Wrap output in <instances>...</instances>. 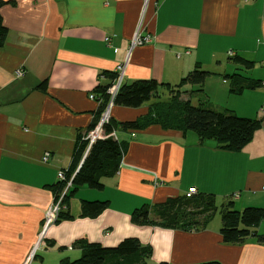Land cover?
I'll return each instance as SVG.
<instances>
[{
  "label": "crops",
  "instance_id": "0c3cea01",
  "mask_svg": "<svg viewBox=\"0 0 264 264\" xmlns=\"http://www.w3.org/2000/svg\"><path fill=\"white\" fill-rule=\"evenodd\" d=\"M6 1L0 6L8 28L0 47V264H25L54 201L51 186L59 181L58 171L76 172L79 140L103 114L100 89L128 55L142 0ZM144 23L153 40L131 51L123 83L155 79L159 85L138 107L110 108L125 148L119 169L102 179V189L78 187L67 204L71 217L47 229L27 264L76 259L81 250L72 243L80 238L113 246L129 236L151 246L148 264H264V244L253 236L225 244L219 225L166 228L151 213L153 223L131 220L135 208H151L189 187L212 193L215 200L231 199L238 210L264 208V85L234 94L223 77L237 72L264 81V0H151ZM237 55L252 67L234 62ZM196 63L213 74L202 92L184 85L183 98L261 120L240 151L220 149L192 130L122 126L144 119L152 104L167 100L165 84L178 83ZM45 153L47 162L41 160ZM82 199L108 200V206L96 216L83 215Z\"/></svg>",
  "mask_w": 264,
  "mask_h": 264
},
{
  "label": "trees",
  "instance_id": "16d2710c",
  "mask_svg": "<svg viewBox=\"0 0 264 264\" xmlns=\"http://www.w3.org/2000/svg\"><path fill=\"white\" fill-rule=\"evenodd\" d=\"M9 1L0 0V6ZM7 26L3 23L0 14V47L3 45ZM231 59L251 68L253 62L240 56H233ZM213 74L196 63L180 81L174 85L165 84L169 88V97L165 101H158L152 104L148 114L142 120H132L122 123L124 128L140 129L148 124H158L166 129H178L182 131L192 130L196 132L201 140L213 139L217 142L218 148L237 152L240 151L253 138L256 130L261 127V120L239 116L227 108L217 109L211 106L208 101H199L196 104L190 99L182 97L181 88L189 84L196 86L189 92H202L206 78ZM114 75V72H113ZM112 75V77H114ZM225 79L230 80V92L240 94L244 89H252L263 85L264 81L252 79L241 73L224 74ZM159 83L155 79L135 80L129 84L123 83L114 98V104L138 107L148 101L156 91ZM102 87L101 97L103 107L107 101L106 89ZM91 125L87 131L92 129ZM114 131V124H103L104 135L97 138L90 145L83 157L87 141L84 138L79 140L77 155L81 163L74 173L71 186L63 197L66 205L70 196L80 185H86L93 189H102V179L112 177L119 169L122 156L125 152L124 145L109 134ZM73 174L72 171L65 172L66 179ZM65 181H58L51 190L54 199L59 196ZM108 206V200H81V211L83 215L96 216ZM61 210L57 221L61 218L71 217L67 210ZM218 209L214 194L196 192L191 197L178 195L170 197L163 202L155 203L149 208L142 205L135 208L131 213V220L136 224L153 223L150 213L156 218L157 224L166 228L194 231L204 229L208 226L214 213ZM220 227L219 233L222 243H242L248 237H255L257 242L264 244V231L258 232L257 227L264 219V208L260 206H245L238 210L234 208L233 201L226 199L219 205ZM72 246L81 250L78 258L69 260L63 259L60 264H148L147 260L152 255L150 245L143 244L134 236L125 237L113 246H105L99 242L88 241L80 238L72 243ZM157 264H173L168 261H160ZM192 264H222L218 261H206Z\"/></svg>",
  "mask_w": 264,
  "mask_h": 264
},
{
  "label": "built area",
  "instance_id": "2783aa9c",
  "mask_svg": "<svg viewBox=\"0 0 264 264\" xmlns=\"http://www.w3.org/2000/svg\"><path fill=\"white\" fill-rule=\"evenodd\" d=\"M150 1L151 0H142V9H141L140 17H139L138 22L136 24L134 33H133V35L129 41L128 55L123 62L118 63L115 66L114 78L107 87L106 91H107L108 97H107V101H106V105H105L103 114H102L99 122L92 129L87 131L86 132L87 135L85 137H83L87 141V146L85 148L83 157L87 153V151H88L90 145L93 143V141L97 138L103 137V135H104L103 124L110 122V118H109L110 117V108H111L112 104L114 103V98H115L116 94L118 93L120 87L123 84L125 69H126V66H127L128 60H129V54L131 53V51L136 46L150 43L153 40V36L148 31H146L145 23H144L145 11H146ZM246 1H248V0H246ZM105 41L108 42L109 37H105ZM229 55H232V53L229 52ZM263 65H264V63H263ZM16 74L21 75L22 72L17 71ZM263 85H264V83H263ZM93 97H94V95L90 94V98H93ZM109 135L114 137L115 139H117L114 131H112ZM48 158H49L48 153H45L41 160L43 162H47ZM73 175H74V173L71 175V177L69 179H66L65 171H63V170L58 171L57 177H58L59 181H65L64 187L61 190V192L59 193V196L56 199H54L49 211L45 215V217L43 219L41 230L38 234L37 242H36L32 252H31V255L28 257L25 264H27V262L35 254V251L38 250L39 247L41 246V244L43 243L47 229L53 223H55V221L58 218L59 212L61 210L66 209V205L63 202V197H64L65 193L67 192V189L71 186V181H72ZM196 192H197V189L195 187H189L184 192V195H185V197L188 198V197H191L192 195H194ZM234 196H235V194H234Z\"/></svg>",
  "mask_w": 264,
  "mask_h": 264
},
{
  "label": "rangeland",
  "instance_id": "374dc122",
  "mask_svg": "<svg viewBox=\"0 0 264 264\" xmlns=\"http://www.w3.org/2000/svg\"><path fill=\"white\" fill-rule=\"evenodd\" d=\"M244 72V70L242 69ZM87 135V133L84 135V137ZM234 196V195H233ZM223 202L221 199H216V205L218 206V209L214 213L211 221L209 222L208 226L212 225H219L220 226V214H219V205ZM236 209V207H234ZM258 232H263L264 231V219L260 222L258 227L256 228Z\"/></svg>",
  "mask_w": 264,
  "mask_h": 264
}]
</instances>
